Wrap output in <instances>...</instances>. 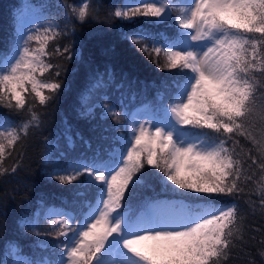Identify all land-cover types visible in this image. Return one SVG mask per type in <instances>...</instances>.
<instances>
[{
	"label": "snow or ice",
	"instance_id": "obj_1",
	"mask_svg": "<svg viewBox=\"0 0 264 264\" xmlns=\"http://www.w3.org/2000/svg\"><path fill=\"white\" fill-rule=\"evenodd\" d=\"M64 7L73 25L100 16L92 0H65ZM104 19L127 29L121 40L155 68L176 70L178 79L161 81L129 118L103 97L89 103L93 92L115 86L113 73H94L78 99V115L91 122L99 108V119L113 124L94 149L66 128L67 146L75 147V135L91 154L64 166L48 158L45 171L49 182L89 189L88 210L77 217L50 208L43 219L51 227L37 231V213L23 229L51 248L54 258L44 264H227L243 243L238 201L264 217V0H120ZM162 25L171 31H159ZM73 39L74 32L42 10L28 24L18 21L9 46L0 49V110H8L0 111V177L19 170L22 153L10 168L3 167L5 159L44 126L48 108L60 99L62 73L78 56ZM127 87L132 90L133 82ZM153 183L170 195L134 205L137 188Z\"/></svg>",
	"mask_w": 264,
	"mask_h": 264
},
{
	"label": "trees",
	"instance_id": "obj_2",
	"mask_svg": "<svg viewBox=\"0 0 264 264\" xmlns=\"http://www.w3.org/2000/svg\"><path fill=\"white\" fill-rule=\"evenodd\" d=\"M67 3L80 5L82 0H67ZM119 3L120 0H92L93 7H99V19H88L84 23L77 21L73 25L65 20V0H0V49H7L9 46L18 21L30 11L39 15L42 10L43 14H54L62 29L74 32L71 43L78 47L76 61L68 62L66 72L62 73L63 92L60 99L48 108L44 126L34 133L30 131L26 140L3 163V167L10 168L19 158L18 154H23L19 170L15 174L0 177V261L11 264L13 260L21 258L44 264L45 260L54 258L51 248L39 243L44 238L37 237L33 231H25L23 221L28 217L35 218L39 213V231L51 227L43 219L48 209L59 206L79 217L87 211L86 203L92 201L89 189L80 187L76 182L70 185L49 182L45 178V171L48 158L64 166L81 155L91 154L88 146L82 144L75 135V147L67 146L66 128L70 127L73 134L81 133L85 139L90 140L94 149L101 143L99 137L104 128L113 124L111 118L106 121L99 119V108L95 109L96 118L91 122L84 121L78 115V99L88 89L93 74L97 71L113 73L115 86H105L99 93L93 92L89 103H97L103 97L117 106L118 111H127L129 118H132L130 113L134 114L142 106L145 98L151 100L155 96L161 81L171 83L178 79L176 70L162 71L155 68L141 53L130 47L128 42L121 40L120 32L127 29L112 27L105 22L107 10ZM57 4L60 5L59 9L48 8V5ZM158 30L171 31L163 25ZM61 42L67 44L69 40L61 38ZM128 81L133 82L132 90L127 87ZM121 83L125 84L123 89L119 87ZM132 91L136 93L135 100L132 99ZM122 98L124 107H120ZM13 119L20 122L15 116ZM93 127L97 130L92 131ZM106 134L113 136L117 133L108 131ZM255 189L256 186L252 185L250 191ZM77 191L84 195L77 196ZM169 195L162 191L159 183H153L152 187H138L132 203L135 205L151 198L165 199ZM252 199L256 200L258 206L259 198L253 196ZM238 203L244 215L243 243L233 250L227 264H264V258L260 255V249L264 247L261 245L264 229L257 231L264 224V217H261L259 210L253 212L244 200ZM47 239L49 243L54 242L51 237Z\"/></svg>",
	"mask_w": 264,
	"mask_h": 264
},
{
	"label": "rangeland",
	"instance_id": "obj_3",
	"mask_svg": "<svg viewBox=\"0 0 264 264\" xmlns=\"http://www.w3.org/2000/svg\"><path fill=\"white\" fill-rule=\"evenodd\" d=\"M37 18V15L35 14V13H33V12H28L26 15H25V17H23L22 18V20L20 21V23H24V24H28V23H30L32 20H34V19H36ZM37 22H39V21H37ZM133 115L134 114H131L130 113V116H132L133 117ZM55 209H62L64 212H66L67 213V211L64 209V208H62V207H57V208H55ZM87 212V211H86ZM85 213V212H84ZM83 213H81L80 215H79V217L82 215ZM78 217V216H77ZM18 259H21V258H18ZM42 261H43V259H42Z\"/></svg>",
	"mask_w": 264,
	"mask_h": 264
}]
</instances>
